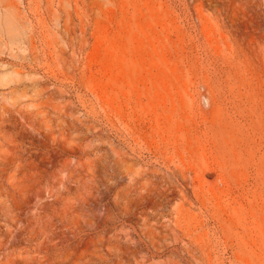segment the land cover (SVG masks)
<instances>
[{
    "label": "rangeland",
    "instance_id": "rangeland-1",
    "mask_svg": "<svg viewBox=\"0 0 264 264\" xmlns=\"http://www.w3.org/2000/svg\"><path fill=\"white\" fill-rule=\"evenodd\" d=\"M0 264H264V0H0Z\"/></svg>",
    "mask_w": 264,
    "mask_h": 264
}]
</instances>
